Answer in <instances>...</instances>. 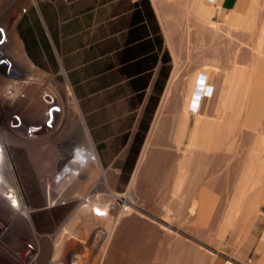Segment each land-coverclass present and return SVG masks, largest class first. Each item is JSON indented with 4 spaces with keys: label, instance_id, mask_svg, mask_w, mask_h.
I'll return each mask as SVG.
<instances>
[{
    "label": "bare ground",
    "instance_id": "1",
    "mask_svg": "<svg viewBox=\"0 0 264 264\" xmlns=\"http://www.w3.org/2000/svg\"><path fill=\"white\" fill-rule=\"evenodd\" d=\"M29 1L31 0H20L17 6L2 13L4 16L1 17L0 27L4 23V31L0 32V38L3 39L1 44L8 37L14 38L18 44L22 65L12 62L11 66L20 75L33 80V92L29 93L28 86L25 88L24 97L12 102L15 105L20 104L19 107H5L11 115L18 113V119L26 115L36 122H43L47 109L49 110L43 102V90L46 86L53 87L54 83L52 78L41 74L29 61L28 55L23 51V43L14 30L22 12L19 7L28 5ZM151 1L172 54L174 67L127 192L118 191L116 182L109 178L80 102L71 82L67 80L63 95L59 91L55 92L59 105L52 111L54 116L59 113L61 119L54 123L53 118L54 131L62 125L67 114L78 120L87 144L79 143L71 150L70 144L73 141L69 137L65 156L55 163L54 168L44 158L45 149L40 153V162L47 172L62 168L54 184L49 181L54 174L46 173L43 177H47L49 181L48 193L53 201H67L72 204V209L65 223L56 226L54 233L43 232L32 218L30 206L26 204L23 191L11 173L12 164L8 161L7 181L18 192L15 196H10L16 202V208H11L13 203L8 198H0V211L4 219H9L7 223L6 220L0 222L4 227L0 231V242L11 259L14 255L18 259L19 255L21 257L23 244L31 245L29 242H34L37 256L44 253L47 247H51L52 252L57 255L61 245L60 248L65 250V254L59 264H207L202 262L206 253L175 233L172 230L173 224L152 225L150 223L153 220H145L147 216L139 207L148 200L143 191L144 173L147 168L155 165L156 157L160 156L159 152H154L156 147L163 148L167 144H174L168 146L179 153L176 159L180 177L172 189V199H166L168 209L158 214L159 208L155 206L156 211L158 210L157 216L162 214L161 217L171 223L178 220L190 222L198 231L203 230L210 235L215 234L217 228H225L224 215H219L215 209L216 195L210 192L214 183L209 182L213 175L221 171L220 166L228 163L223 155L217 154L223 144H249L247 152L244 153L243 167L246 172L258 178L257 188L264 190V143L261 142L264 141V26L261 29L253 27L258 33L254 40H247L244 34L235 32L238 27L230 26L229 31L211 19L214 0ZM6 45L3 50L10 46ZM8 55L10 56L7 53L5 59L10 61ZM216 66L226 71L219 107L212 115L200 114L196 111L194 96L204 78L197 71L204 68L202 70L209 71L210 76ZM35 99L37 102L33 103ZM30 123L27 122L26 125ZM2 132L5 133L3 136L7 142H11L8 129L5 127ZM42 138L44 137L40 139ZM33 139L28 137L26 140L31 145L46 142H33ZM85 180L87 183H84ZM123 201H126L125 205L122 204ZM249 204L252 206L247 210H237L238 219L242 218L243 213L247 214V223L251 222L257 210L256 204ZM245 227L248 228L249 224ZM145 234L153 236V241L151 239L149 242L144 238ZM77 244H81L87 251L79 250ZM19 264H25V261Z\"/></svg>",
    "mask_w": 264,
    "mask_h": 264
},
{
    "label": "rangeland",
    "instance_id": "2",
    "mask_svg": "<svg viewBox=\"0 0 264 264\" xmlns=\"http://www.w3.org/2000/svg\"><path fill=\"white\" fill-rule=\"evenodd\" d=\"M19 1L0 0V22L1 17L4 16L2 13L17 6ZM20 9L21 16L14 30L23 43V51L41 74L52 78L54 84L51 89L54 93L59 91L62 96L64 84L67 80L71 82L100 157L108 170L109 178L116 182L118 191L127 192L174 67L173 57L165 42L152 1L31 0L28 5L19 7ZM137 9H142L149 21L158 52L157 65L149 75L140 74L138 67L132 65L133 63L128 60L130 47L126 41L132 37L129 22ZM251 12L264 15V0H261L249 13ZM222 13L212 4L211 19L230 31V26L234 21L229 19V15ZM245 23V26L242 25L235 32L244 34L247 40H254L258 31L250 27L249 21H245ZM6 44H10V46L3 50L5 46L7 47ZM7 53L10 54L8 58L11 63L22 65L20 48L14 38H6L4 44L0 46L1 58L4 55V59L7 58ZM126 60L128 61L126 62ZM160 67H163V77L159 80L157 89L154 90L153 84L159 77ZM145 83H147L146 87H144ZM24 84L25 88L29 86V93L32 94V80H25ZM218 94L219 90H215L213 94H203L200 99V112L204 113L208 109H213L215 113L219 107ZM35 102L37 99L33 101V103ZM10 105L16 109L20 104L11 103ZM60 116L59 113L54 116V123L61 119ZM20 118L23 125L31 122L30 125L33 124L37 127L32 135L28 133V137L34 138L33 142L39 140L42 142L46 140V142L40 145H38L39 143L31 145L30 141L24 138V136L27 137L24 128L19 131L8 130V133L11 134V142H7L3 136L5 133L2 132L4 140L10 145L11 173L23 191L24 199L27 200L26 204L32 211L33 220L41 230H44L43 232L51 234L54 233L56 226L65 223L71 212L72 204L67 201H53V197L48 193L50 188L48 189L47 182L51 181L54 184V180L62 168L59 171L50 169L47 172L40 162V153L44 149L46 150L44 158L54 168L55 163L65 156L69 137L73 141L70 144L71 150H74L79 143L80 145L87 144V139L78 120L72 119V116L69 117L67 114L63 119L64 122L62 121V125L56 131H54V123L46 125L45 119L43 122H36L30 116L23 115ZM41 137L44 138L40 139ZM262 137L264 139V135ZM261 142L264 143L263 140ZM168 145L174 146V144H167L163 148H154V152H159L160 156L156 157L154 168H147L144 173V185L147 188L143 187V191L148 200L139 207L147 216L145 220L147 219L148 222L153 220L150 223L152 225L167 224L166 226H169L173 224L172 230L175 233L186 239L188 243L199 246L200 250L206 253L202 257L203 263L253 264L255 257L264 252V197L262 196L257 202V210L250 223H247L246 213H243L242 218H237L239 199L243 205L242 209L245 208L244 204L249 199L238 197V191L250 186L247 191L254 192L255 188L251 185L256 183L253 179H258L250 172H246L243 167L244 153L247 152L249 144H223V148L217 150V154L223 155L228 163L222 164L221 171L209 179L210 183H214V188L210 192L216 195L215 209L218 210L219 215H224L225 228L223 230L217 228L213 235L203 230L198 231L199 229L190 222L185 223L178 220L171 223L169 220H164L161 217L162 214L157 216L168 209L166 199L168 197L172 199L171 193L174 192L172 189L180 177L176 159L179 153ZM198 152L200 153L199 150ZM46 173L54 174V177L48 181L47 177H43V175L46 176ZM152 177L153 179H151ZM262 180L264 181V178ZM84 183L87 181L85 180ZM149 202L150 205H147ZM122 204L125 205L126 201H123ZM155 206L159 208V212L156 211ZM11 208H16V206H11ZM151 210H153L152 213ZM3 217L1 212L0 222L6 220ZM7 221L9 219L6 220V223ZM156 222L158 223L156 224ZM247 224H249L248 228L245 227ZM1 230H4L2 223H0ZM143 237L149 242L154 239L148 234ZM33 243L22 245L23 255L21 254V257L19 255V259L15 255L11 259V256L4 252L5 247L1 245L0 264H19L23 261L25 264H59L61 262L60 260L65 254V250L62 251L60 248L61 245H59L57 255L52 252L51 247H47L44 253L37 256L36 245ZM76 247L79 250L87 251L81 244H77Z\"/></svg>",
    "mask_w": 264,
    "mask_h": 264
},
{
    "label": "built area",
    "instance_id": "3",
    "mask_svg": "<svg viewBox=\"0 0 264 264\" xmlns=\"http://www.w3.org/2000/svg\"><path fill=\"white\" fill-rule=\"evenodd\" d=\"M4 25H2L3 27ZM2 27H0V32L4 31L2 30ZM3 39L0 38V46H2ZM4 56L1 58L0 56V114L2 118L0 119V198H8L11 203H13V206H16V202L12 199H10V196H15L18 192L16 188H14L12 185L9 184L8 180V161H10L9 158V149L10 145L6 143L2 136L3 128H7L10 131H19L21 128H24L27 133V137L24 136V138H28V133H31V135L35 132L36 126L32 125H23L22 120L18 119V113H15L14 115L9 114V106L12 102L19 99V97H24L25 95V84L24 81L28 80V76L20 75V73L16 72L14 67H12V63L10 61H5ZM30 77V76H29ZM33 81V80H32ZM30 83V82H29ZM27 84V83H26ZM27 86V85H26ZM44 95H43V102L46 105L49 110H47V113L45 115V124L50 125L53 122V109L56 107V104L58 103L57 96L51 89V87H45L44 88ZM7 104V105H5ZM6 106V107H5ZM58 106V105H57ZM10 203V204H11ZM12 206V205H11ZM1 246V242H0Z\"/></svg>",
    "mask_w": 264,
    "mask_h": 264
},
{
    "label": "crops",
    "instance_id": "4",
    "mask_svg": "<svg viewBox=\"0 0 264 264\" xmlns=\"http://www.w3.org/2000/svg\"><path fill=\"white\" fill-rule=\"evenodd\" d=\"M260 2L261 0H214L213 4L221 12L230 16L229 19L234 21L233 25L231 26H236L239 28L242 25L245 26L246 24L245 21H249L251 23V26H250L251 28L260 27L261 29L262 26H264V24L261 23V22H264V15L258 12L249 13L252 9L254 10V8ZM246 13H249V14L244 15ZM202 69L197 71V74L202 76L204 79L201 81L198 92H195V96H194L195 108H196V111L200 114L212 115L214 113L213 109H208L204 113L200 112V107H201L200 99L203 94H207V93L213 94L215 90H219V94H218V97H219L218 103H219L220 95H221V92H222V89L225 83V79H226V73H225V69L220 68L219 66L215 67L214 73L211 74L210 76H209V71H203ZM205 69H209V68H205ZM211 110L212 112L210 113ZM253 181L257 183L258 180L253 179ZM256 183H253V185H251V187L255 188L254 192L247 191L250 186H246L242 188V190L238 191V194H237L238 197L242 196V197H247L249 199L244 204L245 206L244 209H242L243 205L240 202L241 199H239L240 201H239L237 210L239 209L247 210L248 208H250V206H252L249 204L250 202H253L254 204H256L255 207H257V202L259 201V199L262 196L264 197V190H260L259 188H257ZM253 264H264V252H261L260 254H258L257 257H255Z\"/></svg>",
    "mask_w": 264,
    "mask_h": 264
},
{
    "label": "trees",
    "instance_id": "5",
    "mask_svg": "<svg viewBox=\"0 0 264 264\" xmlns=\"http://www.w3.org/2000/svg\"><path fill=\"white\" fill-rule=\"evenodd\" d=\"M133 18L129 22L131 39L126 41L129 45V59L137 66L140 74L149 75L157 65L158 52L153 38V32L150 28L149 21L144 15L142 9H137L133 13ZM126 60V62L128 61ZM145 65V66H143ZM163 67H160L159 77L153 84V89L156 90L159 85V80L163 77ZM144 84V87H146Z\"/></svg>",
    "mask_w": 264,
    "mask_h": 264
}]
</instances>
